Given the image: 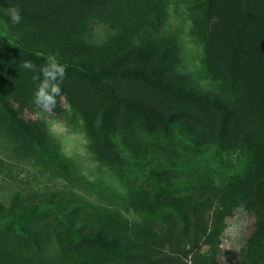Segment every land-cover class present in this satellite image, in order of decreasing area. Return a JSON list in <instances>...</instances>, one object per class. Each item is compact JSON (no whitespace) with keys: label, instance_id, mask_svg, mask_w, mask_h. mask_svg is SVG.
<instances>
[{"label":"trees","instance_id":"1","mask_svg":"<svg viewBox=\"0 0 264 264\" xmlns=\"http://www.w3.org/2000/svg\"><path fill=\"white\" fill-rule=\"evenodd\" d=\"M171 1L0 0L12 42L0 38L2 146L67 181L0 200V264H217L238 209L254 222L236 264H264V0H192L199 74L167 33ZM50 53L66 77L49 113L84 134L99 184L33 118L36 73L22 64ZM70 184H91L96 200Z\"/></svg>","mask_w":264,"mask_h":264},{"label":"rangeland","instance_id":"2","mask_svg":"<svg viewBox=\"0 0 264 264\" xmlns=\"http://www.w3.org/2000/svg\"><path fill=\"white\" fill-rule=\"evenodd\" d=\"M192 0H172L171 1V16L167 26V33L177 35L180 40V46L183 52L185 63L190 67L194 74H199L201 71V59L203 56L202 47L197 45L191 39L188 9ZM106 28L101 26L97 29L96 38L102 39ZM6 38L8 43H12L11 39L6 36L4 31L0 30V38ZM1 53V52H0ZM3 80V79H2ZM7 88L10 87L8 72L3 80ZM1 82V74H0ZM42 118L47 122V126L54 135L56 141L61 145L62 152L76 162L79 174L89 178L92 184L100 183L101 174L97 172L96 166L91 162L90 154L87 149L88 141L84 134L80 131L73 132L56 117V115L49 112L37 113L33 117ZM3 140L0 137V162L7 161L10 166V172L0 169V200L6 205H9L12 198L19 192L24 191V194L29 195V198H34L38 195H44L50 191H58L64 189L67 181L61 177L54 178L49 173H41V168H35L29 163L22 161L16 162L10 158V153L5 151L2 146ZM40 169V170H39ZM39 170V171H38ZM55 175V174H53ZM114 185V182L108 179V182ZM71 185V184H70ZM80 195L92 197L91 184L87 186H72ZM46 218V214H38L34 216L33 220ZM254 222L253 215L245 212L243 209H238L235 215L228 220V227L223 236L222 254L220 255L217 264H236L241 248L248 239ZM13 223L10 225L12 231L15 230ZM7 229V226L0 229V232Z\"/></svg>","mask_w":264,"mask_h":264},{"label":"clouds","instance_id":"3","mask_svg":"<svg viewBox=\"0 0 264 264\" xmlns=\"http://www.w3.org/2000/svg\"><path fill=\"white\" fill-rule=\"evenodd\" d=\"M6 14L14 24L22 21L18 5L8 8ZM45 60L46 62L39 67L31 60H25L22 67L36 73L32 76L36 85L32 103L44 112H52L57 106V98L62 97L61 84L66 77V66L59 62L56 54H48Z\"/></svg>","mask_w":264,"mask_h":264}]
</instances>
